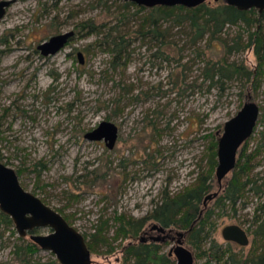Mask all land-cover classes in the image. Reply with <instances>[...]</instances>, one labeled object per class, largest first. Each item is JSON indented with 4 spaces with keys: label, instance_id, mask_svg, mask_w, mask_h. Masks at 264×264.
I'll return each mask as SVG.
<instances>
[{
    "label": "rangeland",
    "instance_id": "1",
    "mask_svg": "<svg viewBox=\"0 0 264 264\" xmlns=\"http://www.w3.org/2000/svg\"><path fill=\"white\" fill-rule=\"evenodd\" d=\"M9 1L0 19V161L83 234L90 264H137L134 255L125 262L124 248L139 231L124 234L117 215L139 220L167 198L201 186L207 189L195 197L196 205L208 192L217 194L201 217L205 227L184 240L194 264H209L206 253L218 250L208 247L211 239L223 244L224 256L231 253L229 244L238 264L264 262V227H258L264 220V10H239L258 25L256 40L246 46L255 27L243 22L226 24L216 40L195 41L188 23L178 24L174 16L160 19L158 35L145 31L141 21L154 6L124 7L122 0ZM90 24L97 25V33L89 32ZM69 30L74 35L57 53L43 56L37 49ZM104 39L123 41L127 57L119 66ZM214 64L223 75L211 80L205 74ZM247 96L259 106L258 119L237 151L238 164L219 186L218 139ZM103 120L118 127L112 147L84 138ZM234 174L239 182L227 190ZM2 212L0 264H61L51 250L34 245L32 231L21 235L14 223H6ZM198 218L196 212L188 225ZM183 223L168 226L183 231L188 228ZM228 223L247 230V244L227 243L221 228ZM96 235L104 240L96 242ZM161 245L149 254L152 264L171 243ZM169 257V264H177Z\"/></svg>",
    "mask_w": 264,
    "mask_h": 264
},
{
    "label": "water",
    "instance_id": "2",
    "mask_svg": "<svg viewBox=\"0 0 264 264\" xmlns=\"http://www.w3.org/2000/svg\"><path fill=\"white\" fill-rule=\"evenodd\" d=\"M134 2L137 5L152 7L156 5L195 7L205 0H122ZM238 10L255 8L262 12L264 0H222ZM11 2L0 1V19L4 16L6 8ZM73 30L61 32L50 36L47 40L37 45L43 56L53 55L62 49ZM80 63L84 56L81 51L77 53ZM259 115V106L247 96L242 107L236 114L224 122L221 136L217 144V165L215 175L221 181L236 165L237 151L241 144L252 134ZM118 127L111 121L103 120L95 128L87 131L84 138L90 141L103 140L107 146L112 147L117 137ZM216 194V191L213 192ZM208 192L204 199L211 197ZM0 209L7 213L14 221L19 234L33 227H50L46 233H33L31 238L44 249L51 250L61 264H89L90 249L84 236L76 227L55 208L46 204L38 195L27 190L19 181L16 171L0 161ZM157 226V223H153ZM161 227V226H160ZM163 229V226H162ZM185 231H178L177 242L172 245L170 252L176 257L177 264H193V252L183 244L180 236ZM225 239L234 240L240 244L248 242L244 228L238 224L229 223L222 228Z\"/></svg>",
    "mask_w": 264,
    "mask_h": 264
},
{
    "label": "trees",
    "instance_id": "3",
    "mask_svg": "<svg viewBox=\"0 0 264 264\" xmlns=\"http://www.w3.org/2000/svg\"><path fill=\"white\" fill-rule=\"evenodd\" d=\"M123 4L124 7L133 6L134 8L145 9L144 6H138L134 2L127 1ZM248 14V12L239 11L235 7L223 2H221L217 6H209L204 3L190 8L181 5L173 7L157 5L153 7V12L147 14L148 16H144L143 21H141V25L144 26V29L145 27L148 28L145 31L151 32L154 36H156L159 33L156 28L159 27L160 19H166L174 16L173 19L176 21V23L182 24V22L185 21L188 23L195 41L204 39L206 36L207 40L211 41L220 38L218 35L222 33V30L224 29V26L226 24L237 25L239 22H243L244 25L248 26L249 28L255 27V31L250 33L248 42L246 43V46H249L254 40H256L255 35L258 32V25L247 16ZM88 27L90 33H97L99 30V28L95 24H90ZM109 42L111 41L104 39L102 45L108 43L107 47H105L106 50L110 54H112L113 64L118 63V61L124 60L127 57V54L126 51L123 50L124 48H122V46H120L119 44L123 41L112 40V44H110ZM237 45L238 44L236 41L234 46L237 47ZM231 48L232 46H230L228 50L230 51ZM237 49L239 48L237 47ZM119 65L120 64L118 63V66ZM214 66V68L209 69V71L211 72L207 71L205 74L211 80H214L215 76L221 77L223 75L221 69L215 64ZM214 147H216V144L214 145ZM247 161L248 160H246L245 163ZM238 174L241 175L243 173L240 172ZM238 174H234L233 178L230 180L226 188L227 190L233 187L234 184H237V182H239L237 177ZM202 184L204 185V182ZM206 189L207 187L201 186L196 192L191 189L186 191L185 194H181L170 199L167 198L161 204H158L155 207V210L150 213V215H147V217L144 218H140L139 220H134L129 217H123L118 214L117 219L120 222L119 228L120 230H123L124 234H129L132 232L133 234H136L141 229V226L143 225L144 221L148 219V217L157 219L164 225H168L171 223L180 224L181 222H184L182 225H188L191 222L190 220L194 217L198 210V204L196 205V203H194L195 197L197 199H200V195L203 194ZM2 213L4 215V220L6 221V223L12 224L13 221L11 217L5 212ZM180 215L185 217L183 219H180ZM200 222L203 223L202 220ZM256 222L258 223V221ZM262 223L264 224V220L260 221L258 226L259 229H262L264 227ZM127 225L129 227H127ZM198 229V227H193L190 232L191 236H193L196 231H200ZM94 240L96 242L103 241L104 237H97L96 235ZM155 248L157 247L153 246L152 244L139 243L136 245L135 243L128 242L124 248V252L126 254V256L124 257L125 262H130V259L134 255L133 261L137 264H152L151 262H149L148 257L150 253H152L153 251L155 252ZM153 259H156L157 264H169L170 262V257L165 253L154 256ZM253 261L264 264V262H261V260L259 259H253Z\"/></svg>",
    "mask_w": 264,
    "mask_h": 264
},
{
    "label": "flooded vegetation",
    "instance_id": "4",
    "mask_svg": "<svg viewBox=\"0 0 264 264\" xmlns=\"http://www.w3.org/2000/svg\"><path fill=\"white\" fill-rule=\"evenodd\" d=\"M217 1V0H216ZM223 2V1H222ZM224 3V2H223ZM72 37H70L69 39H68V41L71 39ZM68 41L65 43V45L68 43ZM64 45V46H65ZM79 52V51H78ZM77 52V53H78ZM83 56H84V54H83ZM76 57H77V54H76ZM79 61V60H78ZM244 143V142H243ZM237 158V157H236ZM231 172V171H230ZM17 174V173H16ZM229 174V173H228ZM227 176V175H226ZM226 176L224 177V178H226ZM223 178V179H224ZM222 179V180H223ZM222 180L221 181H217L218 183H219V186H220V184L222 183ZM23 186V185H22ZM213 193V192H212ZM217 194V193H216ZM216 194H212L211 195V197H209V198H207V199H202V201H201V205H198V210H197V215L199 216V218L196 220V222L194 223V224H190V225H188V228L186 229V230H183V231H185V233H184V235H182V236H180V238L183 240V244L184 245H186L185 244V237L186 236H188V234H190V232H191V230L193 229V227H205V225H202L201 224V217H202V215H203V212L205 211L204 209L207 207V204H208V202L209 201H211L213 198H215L216 197ZM4 212V211H3ZM61 213V212H60ZM7 214V213H6ZM64 216V215H63ZM65 217V216H64ZM150 218H152V217H150ZM12 219V218H11ZM154 219V218H153ZM67 220V219H66ZM148 219H146L145 221H144V223H143V225L141 226V229L139 230V232H138V234L136 235L137 236V240L134 242L136 245L137 244H139V243H146V244H152L153 246H155V247H161L162 245H161V243L162 242H166V241H170V243H171V246L169 247V249L167 250V252H166V254L167 255H169V256H171V255H174L173 253H171L170 252V250H171V247H172V245L173 244H175L176 242H177V236L178 235H176L177 234V232L178 231H181L180 229H174L173 227H171V226H168V225H164V224H162L159 220H157V221H150V222H148L147 221ZM13 221V220H12ZM68 221V220H67ZM13 223H14V221H13ZM153 223H157L158 225L157 226H154L153 225ZM71 224V223H70ZM229 224V223H228ZM235 224H237V223H235ZM254 224H256V223H254ZM226 225V224H225ZM225 225H223L222 226V228L225 226ZM240 227H242V225H240V224H238ZM257 225V224H256ZM161 226V227H160ZM162 226H163V229H162ZM210 227H216V224H212ZM38 227H33V228H31V229H28V230H26V232L27 231H32V233L31 234H33V233H36L35 231H36V229H37ZM49 228V231L51 230V228L50 227H48ZM222 228H221V234H222ZM243 228V227H242ZM244 230L246 231V234H247V236H248V232H247V230L244 228ZM48 231V232H49ZM31 234H30V236H31ZM21 235H23V234H21ZM83 235V234H82ZM223 237V236H222ZM224 238V237H223ZM32 239V238H31ZM84 239H85V237H84ZM225 239V238H224ZM33 240V239H32ZM226 241H227V243L228 242H234V243H236V244H239V245H245V244H240V243H238V242H236V241H234V240H229V239H225ZM33 242H34V245L36 244L37 246L39 245L40 246V244L39 243H37L36 241H34L33 240ZM85 242H86V239H85ZM86 244H87V246H88V243L86 242ZM247 244V243H246ZM187 246V245H186ZM217 247V249L218 250H216L215 252H208V253H206V255H207V260H208V262H209V264H213V263H217V264H228V261L230 262V264H238L239 262H240V258H238L237 256H236V253H235V255H233V252H235V251H233L232 249H231V246L229 245V244H227L226 245V247H227V249H229V251H231V253L229 254L228 253V255H226V256H224V253L226 252V251H224L225 249H222V247H223V244H221V243H218V242H216L215 240H213V239H211L210 240V246H208V247H210L211 248V250L213 251V249H214V247ZM41 247V246H40ZM88 248H89V246H88ZM90 249V248H89ZM161 252H163V251H161ZM193 252V251H192ZM250 252H251V254L252 253H254L255 251H249L245 256H244V260L246 259V260H248V259H250L251 258V256H250ZM220 253H223L222 255H220ZM193 257H194V254H193ZM89 264H90V262H89ZM193 264H194V259H193ZM205 264V263H204ZM261 264V263H260Z\"/></svg>",
    "mask_w": 264,
    "mask_h": 264
}]
</instances>
